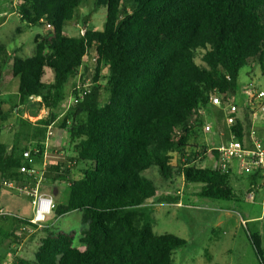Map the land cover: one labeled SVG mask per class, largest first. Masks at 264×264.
<instances>
[{
    "label": "trees",
    "instance_id": "16d2710c",
    "mask_svg": "<svg viewBox=\"0 0 264 264\" xmlns=\"http://www.w3.org/2000/svg\"><path fill=\"white\" fill-rule=\"evenodd\" d=\"M92 1V11L106 8L102 29L89 25L90 13L81 16L86 0H18L22 21L34 27L51 24V30L36 33L30 56L0 42V82L11 61L20 105L37 104L34 117L42 106L49 109L35 122L19 116V128L11 125L17 131L10 150L0 142V177L34 183L20 168L43 159L48 127L72 96L74 103L58 122L67 134V155L48 163L44 174L48 184H68L67 200L55 203L54 214L78 210L82 224L78 233L47 225L34 259L13 262L173 264L175 250L187 241L154 232L147 201L158 187L144 172L156 167L170 181L182 175L186 184L201 186L197 196L237 199L231 170L205 165L206 147L198 150L190 142L211 95L219 94L223 102L233 97L240 70L255 61L264 75V0ZM80 18L85 32L69 35L65 27ZM91 52L89 71L85 59ZM48 68L54 72L51 81L44 80ZM77 76L81 83L69 92L68 83ZM2 104L0 120L6 121L9 113L2 115ZM250 126L236 118L229 133L247 145ZM33 146L40 152L32 151L29 162L23 153ZM68 160L85 167L76 174ZM250 178L254 185L261 174ZM5 230L0 227V234L20 238ZM250 238L264 263L260 236L250 233Z\"/></svg>",
    "mask_w": 264,
    "mask_h": 264
},
{
    "label": "rangeland",
    "instance_id": "374dc122",
    "mask_svg": "<svg viewBox=\"0 0 264 264\" xmlns=\"http://www.w3.org/2000/svg\"><path fill=\"white\" fill-rule=\"evenodd\" d=\"M6 1L4 0V2H2V0H0V3H2L1 5H3L0 6V42L6 44L8 47L16 48L17 54L20 56H30L33 53L35 43L34 37L36 33H48L51 27H47L46 24L40 26L36 25L34 27L22 21L16 12L18 0H10V3L4 6L3 3ZM92 7V0H86V3L83 2L80 6L81 16L83 15L82 17H85L86 14L90 13L89 25L96 29H102L106 21V8L102 7L96 11H92ZM6 15L8 16L7 22L3 23ZM65 30L69 35L84 33L85 26L82 23V18L73 20L65 27ZM85 65H88L90 68L89 71L93 69L94 57L92 52L86 57ZM251 65H247L240 70L238 90L236 93L240 102L247 99V97L242 94V90L244 91L247 87H255L257 92L261 90L264 91V75L262 74L260 66L256 61L251 63ZM83 68L81 69V73H83ZM248 72L252 81L248 78ZM53 76V70L48 68L44 80L51 81ZM80 83L81 80L79 76L71 79L68 83L69 92L77 88ZM18 86L19 79L13 76L11 61H9L5 65L3 78L0 82V100L10 106L9 109L2 110V115L9 113L6 121L0 120V142L7 144H13L14 142L15 133L20 125L19 116L34 121L41 117H45L49 113L48 109L42 106L39 109V115L37 117L32 116V112L37 109V104L29 105L25 108L20 105ZM259 101H264V97L255 99L257 104ZM73 103L74 98L70 96L68 101L62 104L61 110L58 112V118L56 122H54V135L46 145L47 160L50 163H57L55 160H51L50 157L57 144H59L58 142L64 143L67 139V134L60 131L58 128V122L64 114L63 111ZM13 107L15 111H13ZM252 108L255 109L256 115L253 116L252 129L249 128V137L251 136L250 133L253 132L255 133L254 136L264 144V106H253ZM18 109L20 114H18ZM206 112L208 115L207 118L215 119L211 106L206 108ZM11 124H16L17 128H11ZM213 137L215 143L220 141L218 136ZM202 140H204V135H202ZM60 149L61 151L65 150L66 153L67 144L64 143ZM43 161L44 158L42 160H37L39 168H41ZM174 162L177 163V160ZM84 167L85 165L82 163L76 164L73 168L74 173L79 174ZM210 167H212V165ZM254 172L255 171H244V179L239 187H235L236 184L231 182V186L234 189L236 188L235 192H237V199L234 200L197 196L194 193H196L201 186L199 184H186L182 175H176L173 181H170L163 178L156 167H151L144 172V175L152 178L158 187L156 196L147 201V205L152 207L151 219L154 232L157 234H175L187 241L185 246L175 250L173 264H264L250 238V233H255L251 232L252 230L249 229L251 224H249L250 226L248 228L245 223H242L239 216L240 213L244 214L245 209L252 214H257L262 209L260 196H257L255 201L247 199L246 196H241L246 195L245 187L250 183V180L247 179L246 176L254 174ZM49 187L56 189L57 199L55 195L47 193L53 196L55 202H66L69 190L66 182H51ZM4 188L8 190L6 186H4ZM175 196L179 199L174 201L167 199L168 197ZM217 206L229 207L236 210L231 225H229V223L227 224L229 226L224 225L218 227V212L213 210V208ZM29 209L30 208H28V210ZM47 220V223L52 221L53 225L65 231L76 230L78 233L82 227L81 212L78 210L69 212L60 217L56 216L53 212ZM262 225H264V221ZM251 229H253V226ZM261 233L264 234V229H262ZM36 235L37 245L30 242L25 244L27 246L18 249V245L17 248L15 245L12 246L14 244L13 237H5L4 234H0V264H15L12 260L15 251H17V256H15V258L21 257L33 260L40 239L45 234L42 230L37 231ZM18 241L20 242V240ZM262 241V249L264 250V237ZM76 242L78 243V240H76Z\"/></svg>",
    "mask_w": 264,
    "mask_h": 264
},
{
    "label": "crops",
    "instance_id": "0c3cea01",
    "mask_svg": "<svg viewBox=\"0 0 264 264\" xmlns=\"http://www.w3.org/2000/svg\"><path fill=\"white\" fill-rule=\"evenodd\" d=\"M2 2H4V0H2ZM7 3H10V0H7L5 3H3L4 6ZM1 4L2 3H0V6H3ZM14 4H15V1H14ZM7 19H8V16L6 15L3 23H6ZM253 65H251V66H253ZM248 78H250V81H252L251 76L249 75V72H248ZM247 88L244 91L242 90V94L244 96H246L247 99H244L240 102L238 100V95H236V94L233 97H231V99L237 104V107H238V111L236 113V118H238V120H240V121H245V122L249 121L251 123L250 128L252 129L253 116L256 115V111H254L255 109H253L252 107L253 106L263 107L264 101H262V102L259 101L257 104L255 102V99H256L255 98L254 99V105L252 107L248 106L247 103L249 101L250 96L248 94L249 88L248 89ZM0 93H1V90H0ZM209 106L212 107V113H213L215 119L207 118L208 115L206 112V108ZM209 106L202 109L201 112H202V115L204 118V122H203L201 127H198L196 129L194 137L192 138L190 143H191V145H194L195 148L197 147L198 150L202 149V147H206L207 154H206V158H205L206 160L204 161V164L207 163L206 165H209V166L212 165V167H215V166H217V163H218L219 153L213 152V149H216L217 146H219L223 143H226L230 139L231 133H229L230 124L228 123V120H227V107H226V105H215V104H212L210 102ZM9 108H10V106H8L7 103L2 104V109L6 110ZM249 115H250V117H249ZM36 120H34L33 122H35ZM11 125H13V124H11ZM206 125L211 126V129L209 131H207L205 129ZM202 135H204V140H202ZM250 135H251V133H250ZM213 136H218L220 141H217V143H215ZM251 142H252V136H250L248 138L247 145H245V146L250 148ZM32 143L34 145L35 141ZM58 143L59 144H57L52 156L50 157L51 160H55L56 162L62 160L63 158L65 159V156L67 155L65 153V150L61 151V149H60L64 145V143H66V141H64V143H60V142H58ZM7 145H8V150H10L12 144H7ZM231 165H232L231 182L236 184L235 187H239L240 184H242V180L244 179V175H245L244 170L241 168V164H240V161L238 159H235ZM42 166H43V163H42ZM34 167L36 169H40L37 166V162H36V165H34ZM250 175L246 176V178L250 180V183L248 184V186L245 187L246 195H241V196H246L247 199H250L253 201H255L257 199V196H260L261 197V203H262V209L257 214H252L248 210L245 209L244 214L240 213L239 216H240L242 223H245V225L248 228L250 226L249 224H251L249 229L252 230L251 232H255L256 234H258L260 236L261 246H262V244H263L262 240L264 237V234L261 233L262 229H264L263 228L264 225H262V222L264 221V176H261V178H259L258 181L254 183V185H251L252 183H251ZM2 180L3 179L0 177V203H1V205L6 207L9 211L16 213L19 216L23 217L24 220L30 219L33 216V205H32L31 199L25 195H23V196L17 195V194H14L11 190L5 189L4 185L2 184ZM41 190L46 192V193H51V194L55 195L56 199H57L56 189L50 188L48 183L45 182V184L42 186ZM238 190H239V188H238ZM235 193L237 194V192H235ZM250 194H253L252 199L249 197ZM55 203H57V201ZM28 208H30V209L28 210ZM213 210L218 212L217 213V216H218L217 225H218V227H222L224 225L229 226L233 223L234 216H235L234 213H236L235 209H233V208L231 209L229 207L217 206V207L213 208ZM47 224L49 225V224H53V223H52V221H49V223H47ZM227 224H229V225H227ZM27 225L28 224H26L25 222L20 223L19 220L15 219V217H13V216H9V217H5L3 219H0V227L1 228L6 229L9 232H14L20 237L19 239H16V240L13 239L14 242L12 241L14 243L12 246L15 245L17 248V245H18V249H21L24 246H27L25 244H28L30 242L37 245V235H36V233H28V231L25 229V227ZM252 226H253V229H251ZM18 240H20V242ZM16 252L17 251H15V254H14V257L12 260H14L15 256H17Z\"/></svg>",
    "mask_w": 264,
    "mask_h": 264
},
{
    "label": "built area",
    "instance_id": "2783aa9c",
    "mask_svg": "<svg viewBox=\"0 0 264 264\" xmlns=\"http://www.w3.org/2000/svg\"><path fill=\"white\" fill-rule=\"evenodd\" d=\"M47 27H51V24H46ZM248 94L250 96L248 105L252 107L254 105L255 98L264 97V91L257 92L255 87L249 88ZM210 102L215 105H226L227 107V120L230 125H233L236 120V113L238 111L237 104L228 97L225 102L219 94L211 95ZM205 129L209 131L211 129L210 125H206ZM54 135L53 125H50L47 130L46 140L44 141V161L42 169H36L35 167H28L27 165H22L20 170L27 174L28 177L34 179V183H18L14 180L3 179L2 184L11 190L14 194L25 195L31 199L33 205V216L30 219H25L16 213L9 211L6 207L2 206L0 203V218L13 216L20 219L21 221H26L28 224L25 229L28 233H37V231H42L47 227V222L49 216L54 212L55 200L52 195L44 193L41 188L46 182V176L44 174V169L49 163L47 160V144L50 138ZM255 133L251 132L252 142L251 146L246 147L243 142L236 136L235 133L231 132L230 139L221 144L216 148L219 153V159L217 166L224 172L228 173L232 168V162L238 159L241 164V168L244 171H258L261 175H264V144L256 138ZM32 151L40 152L38 147H33L24 151V159L33 162ZM75 161H67V166L72 168ZM254 172V173H255ZM249 197L252 199L253 194ZM47 221V222H46Z\"/></svg>",
    "mask_w": 264,
    "mask_h": 264
},
{
    "label": "water",
    "instance_id": "95a60500",
    "mask_svg": "<svg viewBox=\"0 0 264 264\" xmlns=\"http://www.w3.org/2000/svg\"><path fill=\"white\" fill-rule=\"evenodd\" d=\"M48 111H49V109H48Z\"/></svg>",
    "mask_w": 264,
    "mask_h": 264
}]
</instances>
